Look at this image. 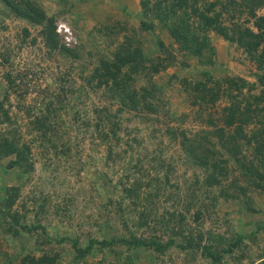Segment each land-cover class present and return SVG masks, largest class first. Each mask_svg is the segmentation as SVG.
Masks as SVG:
<instances>
[{"label":"rangeland","instance_id":"1","mask_svg":"<svg viewBox=\"0 0 264 264\" xmlns=\"http://www.w3.org/2000/svg\"><path fill=\"white\" fill-rule=\"evenodd\" d=\"M202 1L210 0H199L197 5L201 6ZM36 2L48 14H55V23L61 30V41L77 45L74 51L78 54V59L71 60L58 53H49L42 45L38 34L40 26H29L23 21L9 17V14H4L5 11L1 9L3 5L0 3V24L5 27L0 28V55L9 53L11 56L15 52V56H11L13 59L11 66L27 71L23 80L29 82L28 91L20 101L23 105L22 111L18 109L20 104L12 92L8 94L6 106L17 121L16 130L20 145L25 139H30V135L27 134L29 129L27 122L32 121L36 115L39 116V111L44 109L42 98L58 94L57 78L61 76L64 79L62 89L66 94L61 120L66 124L60 126L59 130L69 136L71 150L67 156L60 155L59 158L47 143H44V146L30 144L33 168L24 179L16 174L18 167L6 166L7 162L14 158L13 154L1 157L0 186H19L12 208L23 214L26 219L32 220L34 209L32 202L42 201L38 199L43 197L45 208L38 218L43 221L46 212L50 214L51 219L46 230L52 236L54 234L73 236L82 230V233L98 234L105 238L119 237L126 235L125 225L131 231L135 230L136 236L146 237L148 229L155 224L153 228L155 238L160 243H164L169 237L174 242L166 246L163 250L165 252L155 258L149 257L142 250L134 256L133 252L128 254L123 247L116 245L114 252L108 253L104 259L101 254L87 256L86 264H120L121 261H124L123 264H210L208 259L200 257L198 248H194L196 244L194 239L198 236L201 244L210 243L207 237L215 234L226 240L235 234L243 236L241 244L232 254L224 256V264H256L257 262L264 264V260L259 262L255 256L264 243L263 231L257 229L259 223H264V192L250 191L251 185L245 184L244 174L242 175L237 161L223 152L226 173L220 178L221 183L226 185L231 179L237 178L243 185H248L249 198L251 203L253 201L256 212L247 210V206L239 200L241 197L234 200L220 199L214 209L204 208L200 200H190V203H186L184 198L182 201V188L184 182L191 178V170L190 168L185 170L181 162L183 150L179 144L167 139L170 130L176 127L194 133L202 130L211 133L214 126H223V116L227 112L222 111V108L228 105L229 100L226 96L220 95L211 103L208 101L205 89L216 86L223 88L225 84L220 82V78L224 77L239 76L252 81L253 73L258 71L255 61L247 57L241 47L227 43L214 31L206 33L209 43L214 48L211 64H204L194 56H183L167 30L160 26L156 16L151 15L150 12L146 15L142 12L140 14L138 0H36ZM180 13L181 11L178 10L177 15L179 16ZM256 13L263 14L264 8H258ZM149 19L151 28L145 27L144 24ZM167 19L172 20L171 17ZM239 20L242 25L252 26L251 21L244 22V16ZM105 26L110 29L117 28L116 34L109 33L108 30L101 35L95 32V29ZM22 27L29 30L27 39L31 36H35L36 39L34 43H25L19 48L16 46V35L22 32ZM125 37L132 39L133 44L139 46L141 53L150 62L146 60L137 66L131 73V78L125 79L124 86L133 87L137 91L140 87H147L149 94L146 93V98L151 102V107L139 106L140 101L135 108L129 104L124 108L125 110L116 114V109L122 108L121 102L116 97L110 98L102 87L95 90L89 88V83L84 79V76L91 73V68L97 65V60L89 57L90 55L85 52L105 47L104 58H113L112 54L117 45L124 41ZM159 43L163 48L159 47ZM91 47L93 48L89 49ZM167 55L169 57L171 55L173 62L170 60L162 69L159 66L156 72L146 76V70H149L156 61L167 58ZM142 65L144 68L141 67ZM2 70L0 66V74ZM183 77L189 81V88L180 82ZM200 82L204 83V89L192 88L191 85ZM1 90L2 87L0 92ZM242 90L244 91L243 88ZM226 91L231 94L238 92L230 88H226ZM259 91L257 87L250 94H258ZM239 98L240 95H237L236 99ZM243 102H240L241 107ZM25 108L31 109L29 114L23 112ZM104 108L117 115L114 119L122 125L118 135L123 141L131 142L113 143L108 162L104 159L107 152L105 146L91 141L88 136L89 133H94L93 122L102 115L99 111ZM206 114L215 120L214 124L199 120L205 118ZM83 124L88 125L86 128L88 134L80 132ZM245 125V130L249 131L258 126L253 118H250ZM101 127L108 129L107 124ZM233 128L234 125H231L224 127V130L226 134L233 135L235 134ZM133 139L138 142L131 141ZM92 142L96 144H91ZM127 145H130L132 150L123 153L122 149ZM252 146V141L249 144L241 142L239 152L236 154L240 162L243 160L241 156H245V159L251 160L253 164L256 163V159L252 156ZM214 149L219 150V144ZM150 154L168 161L172 165L168 164L170 171L155 164L151 169L143 166L142 173L148 169L149 175H143L144 178L138 180L137 185H140V188H134L127 194L125 189L133 188L132 177L128 180L124 178L127 168L135 159L148 157ZM149 162L155 163L151 160ZM100 171H106V179L99 176ZM165 175L168 176V182L164 181ZM150 178L155 179L156 182L148 183L147 189L142 188ZM23 180L24 182L20 183ZM114 184H117L115 188ZM163 185L164 194L161 196H156L155 190L151 192L149 190L161 188ZM2 196L0 192V198ZM108 198H111V203L102 205V201ZM183 202L186 204L182 205ZM149 208H154L155 212L157 210L158 215L164 210L177 212L175 215L179 217L180 214L182 220L179 219L176 223L178 217L168 219V214H163L160 223L151 221L150 227L146 225L135 227L138 214ZM197 214L200 215L197 217ZM164 221L168 222L169 227H176L179 224L177 232L165 231L162 225ZM6 227L0 220V252L11 253L14 246L10 245ZM191 237L193 241H190ZM18 240L23 243L25 237L18 235ZM32 244L29 242L27 248ZM185 245L188 246H186L187 250L184 248ZM62 251L66 249L63 247ZM62 256V263L67 264L70 253H64ZM0 263H4L1 254Z\"/></svg>","mask_w":264,"mask_h":264},{"label":"trees","instance_id":"2","mask_svg":"<svg viewBox=\"0 0 264 264\" xmlns=\"http://www.w3.org/2000/svg\"><path fill=\"white\" fill-rule=\"evenodd\" d=\"M198 2L199 0H138L141 8L140 14L142 12V14L146 15L150 12L152 13L151 15L156 16L160 26L167 30L183 56H194L204 64H211L213 62L211 56L214 53V48L209 43L206 33L214 31L227 43L241 47L246 56L255 61V67L258 71L253 73L254 79L252 81L239 76L224 77L220 78V82L225 84L223 88L216 86L205 89L208 94V101L211 103L220 95L226 96L229 100L228 105L222 108V111L227 112L223 116V126H214L211 133H207L204 130L194 133L180 127L170 130L169 135H167L168 141H176L179 144V147L183 150L181 162L185 170L187 168L191 170V178L184 182L181 199L184 201L185 198L186 203H190V200H200L201 204L205 206L204 208L212 207L214 209L215 204L220 199L234 200L241 197L239 200L247 206V210H251L253 213L256 212V208L253 201L251 203L249 198L248 185H243L237 178H233L228 184L223 185L220 178H223L226 173L225 159L222 157L223 152H225L237 161L242 170V175L244 174L245 184L251 185L250 191L264 192V13H256L258 8H264V0H210L207 2L202 1L201 6L197 5ZM0 3L3 5L1 9L5 11L4 14H9V17L23 21L29 26H40L38 34L42 45L49 53H58L71 60L78 59V54L74 51L77 45L74 46L72 43L61 41V30L55 23V14H48L36 0H0ZM178 10L181 11L179 16L177 15ZM241 16H244V22L251 21L252 26L242 25L239 20ZM167 17H171L172 20L168 21ZM149 22L151 23L150 19L144 23L145 27H152ZM0 28L3 29L5 27L0 24ZM100 28L98 30L95 29V32L100 35L107 30L109 33L113 32L116 34L115 30H117V28L110 29L106 26ZM21 31L18 33L19 35H16V46L20 48L25 43H34L35 36L27 39L29 36L27 28L22 27ZM129 39V37H125L124 41L117 45L116 50L112 54L113 58H104L103 50L105 47L103 49L98 47L95 51L88 50L85 52L90 55L89 57L97 60V65L91 68V73L88 76H84V79L89 83V88L95 90L98 87H102L108 92L110 98L116 97L121 102L122 108L118 107L116 114L125 110L124 108L129 104H132L135 108L140 101L139 106L151 107V102L146 98V93L149 94L147 87H140V90L137 91L133 87L124 86L125 79L131 78V73L134 72L135 68L144 61L149 60L141 53L139 46L137 44L134 45L133 40ZM159 47H162L161 43H159ZM162 50L165 51L164 49ZM11 56L14 57L15 52ZM11 56L9 53L0 55V66L3 68L0 74V89L1 87L3 88L0 92V158L13 154L14 158L10 159L6 166L8 168L18 167L16 174L24 179L33 168V162L30 158V144L35 146L36 143L44 146L47 143L48 147L54 150L55 156L60 158V155L67 156L70 152L69 142L71 140L65 132L59 130L60 126L66 124L61 120V111L64 108L66 94L64 89H62L64 79L60 76L57 78L58 94L44 96L45 99L42 98L44 109L39 111V116L36 115L32 121L27 122L29 127L27 134L30 135V139H25L24 143L22 142L18 145L20 138L16 130L18 127L17 121L15 116L9 112L6 103L8 102V94L12 92L20 104L21 99L28 91L29 82L23 80L27 71L11 66V62H13ZM167 56V58L164 57V59L152 64L153 66L146 70V76L156 72L159 66L162 69L171 60V55L170 57L169 55ZM203 57L205 58L202 59ZM170 62L173 61L171 60ZM141 67L144 68L143 65ZM180 82L189 88L190 85L187 78L183 77ZM191 86L193 89H204V83L202 82ZM257 87L260 89L259 93L251 95L250 92ZM226 88L235 89L238 92L231 94L226 91ZM66 91L67 93L69 92L68 89ZM237 95H240L239 100L236 99ZM242 101H244V104L241 107L240 102ZM18 107L22 111L23 105L20 104ZM30 111L31 109L29 108L23 110L25 114H29ZM99 112L102 115H99L93 122L94 133L91 132L88 136L91 141L105 146V151L107 152L104 155V159L108 162L111 148L114 144L123 141L122 137L118 135L122 125L118 120L114 119L117 115L110 112L108 108H104ZM250 118H253L254 122L258 124L251 131L245 130V124ZM199 120L208 124L215 123V120L209 114ZM106 124L108 129L105 130L101 126ZM231 125H234L233 132L235 134H226L224 127ZM87 126V124H83L80 132L88 134ZM240 140L245 144H249L250 141L253 142L252 156L256 159L255 164L251 160L245 159V156H241L245 162L243 160L242 162L239 161L236 154L239 152ZM131 141L138 142L135 139ZM95 142L91 144H96ZM126 143L131 142L127 141ZM217 144H219V150L214 149ZM122 150L123 153H127L132 148L127 145ZM146 157L135 159L127 168L124 178L128 180L132 177L133 181V188L125 189L127 194L131 193L134 188H140L141 186L137 185L138 180L144 178L143 175H149L148 169L142 173L143 166H148L151 169V166L155 164L170 171L168 161L158 159L156 155L151 156V154ZM149 160L155 161V163H150ZM99 176L106 179V171H100ZM146 181L142 185L144 189L148 188V183L156 182L155 179L151 178ZM164 181H169L168 176L165 175ZM23 182L24 180L20 183ZM116 185L114 184V188ZM163 188L164 185L161 188L157 187L149 190L150 192L155 190L156 196H161L164 194ZM18 190L19 186H0V192L3 194L2 198H0V220L7 226L6 232L9 233L7 237L10 245L14 246V250L11 253L0 252L4 262L0 264H12L15 261L17 264H63L62 254L64 253H70V260L67 264H86L85 258L87 256L101 254L104 259L108 253L114 252L116 245L123 247L125 251H128V254L133 252L134 256H136L142 250L149 257L155 258L165 252L163 250L166 246L174 244L171 237L164 243H160L154 234L155 229L153 228L156 225L154 224L151 227L149 225L151 221L160 223L161 221L159 220L163 214H168V219L178 217L175 215L177 212L164 210L165 208L163 209L164 211H161V215H158L157 210L155 212L154 208L145 209L138 214L135 227L141 225L150 227L146 237L136 236L135 230L131 231L125 225L126 235L119 237L105 238L98 234L82 233V230L73 236L67 234H54L52 236L46 230L49 219H51L50 214L46 212L43 221L38 218V216L42 215L45 208L43 197L38 199L42 201L32 202L34 205L32 220L26 219L23 214L12 208L17 198ZM111 201V198L104 199L101 204L107 205ZM186 203L183 202L182 205ZM199 215L197 214V217ZM46 218L48 221H46ZM179 219L182 220L180 214L176 223L179 222ZM162 225L164 230L170 233L177 232L179 228V224L176 227H169L166 221L162 222ZM257 229L263 231L264 234V223H259ZM18 235L25 237V242H20ZM242 239L243 236L239 234H235L227 240L215 234L207 237V241H210V243L201 244L200 238L197 236L194 239V242H196L194 248H198L200 257L208 259L210 264H224V256L231 255L238 245L241 244ZM190 241H193V237L190 238ZM29 242L33 244L30 248H27ZM62 246L66 251H62ZM186 246H183L185 250L188 247ZM255 256L259 262L264 260V243ZM123 263L124 261L120 262V264Z\"/></svg>","mask_w":264,"mask_h":264}]
</instances>
